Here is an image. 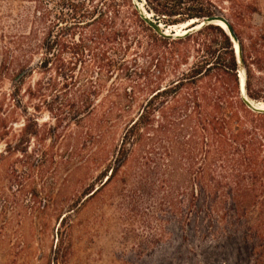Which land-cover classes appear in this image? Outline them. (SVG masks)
Masks as SVG:
<instances>
[{
	"label": "trees",
	"instance_id": "trees-1",
	"mask_svg": "<svg viewBox=\"0 0 264 264\" xmlns=\"http://www.w3.org/2000/svg\"><path fill=\"white\" fill-rule=\"evenodd\" d=\"M10 5L33 10L14 13L16 23L0 28V139L22 121L8 151L25 144L27 152L36 141L41 166L78 158L80 167L99 172L84 202L109 187L138 203L158 197L187 225L201 214L220 223L237 217L251 232L253 200L261 196L252 188L264 187V112L245 105L234 42L219 25L170 38L145 22L133 0ZM145 7L165 26L224 14L241 44L247 94L264 101V26L239 32L232 21L248 20L244 0H146ZM183 40L207 55L168 83L153 81L154 71L181 63L185 52L173 44ZM43 113L49 120L41 123ZM57 144L67 155L56 163ZM262 210L256 232L264 240Z\"/></svg>",
	"mask_w": 264,
	"mask_h": 264
},
{
	"label": "rangeland",
	"instance_id": "rangeland-1",
	"mask_svg": "<svg viewBox=\"0 0 264 264\" xmlns=\"http://www.w3.org/2000/svg\"><path fill=\"white\" fill-rule=\"evenodd\" d=\"M244 2L251 10L249 18L243 22L233 17L235 28L243 32L246 25L264 26V0ZM10 4L0 0V28L16 23L14 13L33 10L11 9ZM224 7V13L234 12L229 4ZM144 11L157 20L154 12ZM206 34L216 37L214 32ZM173 46L185 52L181 63L166 66L165 74L154 71L159 77L153 81L168 83L207 55L191 40ZM1 61L0 50V66ZM47 120L48 113H43L40 122ZM21 127L22 121L15 123L13 133L0 139V264H264V240L256 232L264 208L260 184L252 188L261 196L253 200L251 232L237 217L220 223L216 216L201 214L187 225L171 215L167 205L160 206L158 197L138 203L117 197L109 187L84 202L82 193L99 172L80 167L78 158L58 167L41 166L36 141L27 152H22L25 144L8 151V143H18L14 135ZM65 148L55 145L54 162L67 155ZM229 213L233 216L231 208Z\"/></svg>",
	"mask_w": 264,
	"mask_h": 264
},
{
	"label": "water",
	"instance_id": "water-1",
	"mask_svg": "<svg viewBox=\"0 0 264 264\" xmlns=\"http://www.w3.org/2000/svg\"><path fill=\"white\" fill-rule=\"evenodd\" d=\"M135 7L140 11L141 17L145 20V22L156 32L158 33L160 36L163 37H177L176 32H168V26H165V24L158 22L156 19H154L153 17H149L148 15H145L144 13H142V11L139 8V4H140V0H133ZM146 3V0H143ZM219 23H223L226 26V29H224L223 27H220L231 37L232 41L234 42V48L236 51V56H237V60L238 63L240 65V70H239V79H240V92L242 95V99L245 103V105L251 109L254 112L257 113H263L264 112V108L259 107V103L262 102L264 103V101H257L255 99H252L246 91V73H245V68H244V61H243V57H242V49H241V44L239 42L238 36L235 32V29L233 27V25L231 24L230 20L222 13H216L210 16L205 17L200 23H195L193 25H191V27H189L186 34L196 30V26L198 24H200V28L204 25L207 24H216L218 25ZM163 25V26H162ZM185 34V35H186ZM240 71L243 72V77L240 75Z\"/></svg>",
	"mask_w": 264,
	"mask_h": 264
},
{
	"label": "bare ground",
	"instance_id": "bare-ground-1",
	"mask_svg": "<svg viewBox=\"0 0 264 264\" xmlns=\"http://www.w3.org/2000/svg\"><path fill=\"white\" fill-rule=\"evenodd\" d=\"M139 8L142 12H145L144 11V8H145V2L143 0H140V4H139ZM149 17H152L153 14L152 13H149L147 14ZM198 19H192V20H188V21H185V22H182V23H179V24H175V25H169L168 26V29L167 31L168 32H176L175 35L177 36H182V35H185L187 33L189 27H191V25L195 24V23H200L199 21L197 22ZM218 25H220L221 27H223L224 29H226V26L223 24V23H219ZM163 26V25H162ZM201 25L198 24L196 26V28H199ZM236 49V48H235ZM240 75L243 77V72L240 71ZM259 107L261 108H264V103L260 102L259 104Z\"/></svg>",
	"mask_w": 264,
	"mask_h": 264
}]
</instances>
